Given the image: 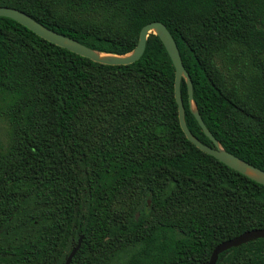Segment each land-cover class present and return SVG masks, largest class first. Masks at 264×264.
<instances>
[{"label": "trees", "instance_id": "1", "mask_svg": "<svg viewBox=\"0 0 264 264\" xmlns=\"http://www.w3.org/2000/svg\"><path fill=\"white\" fill-rule=\"evenodd\" d=\"M107 53L141 27L173 36L206 127L264 170V0H0ZM175 70L149 34L109 65L0 16V264H207L219 243L264 229V185L191 143ZM188 129L212 145L180 83ZM216 264H264V237Z\"/></svg>", "mask_w": 264, "mask_h": 264}, {"label": "water", "instance_id": "2", "mask_svg": "<svg viewBox=\"0 0 264 264\" xmlns=\"http://www.w3.org/2000/svg\"><path fill=\"white\" fill-rule=\"evenodd\" d=\"M0 16H5L14 19L15 21L19 22L20 24H22L23 26H25L26 28H28L29 30H31L32 32L47 41L65 47L77 54L88 57L93 61L109 65H125L135 62L143 54L145 50L146 39L149 34L152 33L158 35L174 66V97L178 108L179 124L187 139L191 143H193L197 148L213 156L214 158L221 161L230 168L264 185V170L257 168L249 164L248 162L238 158L232 153L226 151L218 142V140L213 136L210 130L206 127L200 114L198 113L196 104L193 100L192 81L188 72L184 68L176 42L167 27L162 22L154 20L144 24L139 31L138 41L135 47L130 52L121 55L92 49L86 46L85 44L80 43L74 38L52 30L51 28L43 25L42 23L32 18L24 11L14 7L0 6ZM99 53H103L105 54V56H100ZM182 78H184L187 84V93L190 109L193 112L202 131L212 142V145L201 142L197 137H195L191 133V131L187 127L184 117V105L180 90V83ZM248 169L251 172H249ZM261 237H264V229L257 228L245 231L233 238L227 239L214 247L207 264H216L220 253L232 247H237L241 244ZM81 241L82 236L78 238L77 244L69 252L63 264L71 263L73 257L75 256L77 250L81 245Z\"/></svg>", "mask_w": 264, "mask_h": 264}, {"label": "rangeland", "instance_id": "3", "mask_svg": "<svg viewBox=\"0 0 264 264\" xmlns=\"http://www.w3.org/2000/svg\"><path fill=\"white\" fill-rule=\"evenodd\" d=\"M8 137V124L3 116L0 117V139L5 141Z\"/></svg>", "mask_w": 264, "mask_h": 264}, {"label": "bare ground", "instance_id": "4", "mask_svg": "<svg viewBox=\"0 0 264 264\" xmlns=\"http://www.w3.org/2000/svg\"><path fill=\"white\" fill-rule=\"evenodd\" d=\"M100 56H105V54L103 53H99ZM249 172H251L249 169H248Z\"/></svg>", "mask_w": 264, "mask_h": 264}]
</instances>
